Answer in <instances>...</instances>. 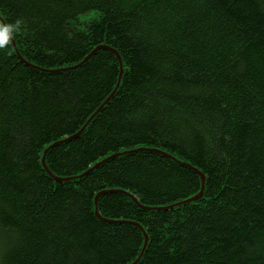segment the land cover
<instances>
[{
  "label": "trees",
  "instance_id": "1",
  "mask_svg": "<svg viewBox=\"0 0 264 264\" xmlns=\"http://www.w3.org/2000/svg\"><path fill=\"white\" fill-rule=\"evenodd\" d=\"M0 264H264V0H0ZM85 16H94L85 20ZM17 21L19 25L17 26ZM0 25H2L0 21ZM0 31H5L0 26ZM121 151L88 176L58 182ZM102 218L126 223H109Z\"/></svg>",
  "mask_w": 264,
  "mask_h": 264
},
{
  "label": "water",
  "instance_id": "2",
  "mask_svg": "<svg viewBox=\"0 0 264 264\" xmlns=\"http://www.w3.org/2000/svg\"><path fill=\"white\" fill-rule=\"evenodd\" d=\"M0 21L9 37V39L11 40L12 44H13V47H14V50L18 56V58L21 60V62L28 66V67H31V68H35V69H39L38 67H35L34 65L30 64L29 62H27L24 58H22V56L20 55V53L18 52V49H17V46H16V43L14 41V39L12 38V35L8 29V26H6V22L5 20L3 19L2 15L0 14ZM101 49H108V50H111L112 52H114L121 64V73H120V78H119V82H118V85L116 87V89L114 90V92L112 93V95L102 104V106L92 115V117L90 118V120L87 122V124L78 132L76 133L75 135L71 136V137H68V138H65V139H62L60 141H57L51 145H49L48 147L45 148L43 154H42V158H41V161H42V166L44 168V170L49 174L51 175L56 181L58 182H73V181H78L80 179H83L85 178L86 176H88L90 173H92L94 170H96L97 168H99L101 165L105 164L106 162L112 160V159H115V158H120V157H123L125 155H129L133 152H137V151H142V150H150V151H154V152H157L159 154H161L162 156L174 161L175 163L181 165V166H184V167H187L191 170H193L194 172H196L197 174H199L202 178V190L200 191L199 194H197L196 196L194 197H191L183 202H180V203H177V204H174V205H171V206H167V207H160V208H153V207H144V206H141L139 201L137 200V198L135 196H133L131 193H128V192H123V191H119V192H122L126 195H128L133 201H135L140 207H142L144 210L146 211H162V212H166V211H171L177 207H180V206H183V205H188V204H192L194 202H198L202 197H203V194H204V190H205V183H206V177L205 175L200 171L198 170V168L190 165L189 163L181 160L180 158L170 154V153H167V152H164V151H160V150H155V149H149V148H137V149H132V150H127V151H121V152H118V153H115V154H112L100 161H98L96 164H94L93 166H91L87 171L79 174V175H76V176H72V177H68V178H61V177H56L54 176L47 164H46V156L48 154V152L59 146V145H62L64 143H67V142H70L76 138H78L81 134H83L88 128L89 126L91 125V123L93 122V120L106 108V106L109 104V102L113 99V97L116 95V93L118 92V89L121 85V79H122V75H123V62H122V58L121 56L118 54V52L112 48H109L107 46H99L97 47L91 54H89L82 62H80L79 64L75 65V66H72V67H69V68H62V69H58V70H51V71H45V72H48L50 74H58V73H63V72H66V71H72V70H76L80 67H82L84 64H86L87 61H89V59H91V57L99 50ZM106 193H109V191H104V192H101L100 194H98V196L96 197L95 199V213L96 215L98 216V218L102 219L103 221H106V222H109V223H117V224H120V223H126L124 221H112V220H106L104 218L101 217L100 213H99V210H98V203H99V198L101 197V195L103 194H106ZM127 223H132L134 225H136L138 228H140L143 232H144V235H145V243H144V247H143V250L140 254V256L138 257V259L132 263V264H139L140 260L142 259V257L144 256V254L147 252V249H148V245H149V237H148V234L147 232L145 231V229L143 227H141L139 224L137 223H134V222H127Z\"/></svg>",
  "mask_w": 264,
  "mask_h": 264
},
{
  "label": "snow or ice",
  "instance_id": "3",
  "mask_svg": "<svg viewBox=\"0 0 264 264\" xmlns=\"http://www.w3.org/2000/svg\"><path fill=\"white\" fill-rule=\"evenodd\" d=\"M7 40V33L0 31V41Z\"/></svg>",
  "mask_w": 264,
  "mask_h": 264
},
{
  "label": "rangeland",
  "instance_id": "4",
  "mask_svg": "<svg viewBox=\"0 0 264 264\" xmlns=\"http://www.w3.org/2000/svg\"><path fill=\"white\" fill-rule=\"evenodd\" d=\"M94 16H85L84 19L85 20H88V19H91L93 18ZM1 248H2V242L0 241V257H1Z\"/></svg>",
  "mask_w": 264,
  "mask_h": 264
},
{
  "label": "clouds",
  "instance_id": "5",
  "mask_svg": "<svg viewBox=\"0 0 264 264\" xmlns=\"http://www.w3.org/2000/svg\"><path fill=\"white\" fill-rule=\"evenodd\" d=\"M19 23H20V22H19V21H17V26L19 25ZM0 26H3V25H0ZM6 26H7V25H6ZM0 47H2V46H0Z\"/></svg>",
  "mask_w": 264,
  "mask_h": 264
}]
</instances>
